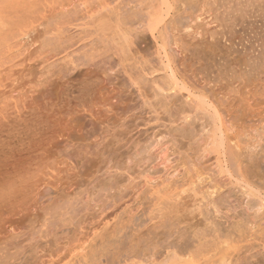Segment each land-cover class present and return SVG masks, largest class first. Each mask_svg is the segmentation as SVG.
<instances>
[{"label":"bare ground","instance_id":"6f19581e","mask_svg":"<svg viewBox=\"0 0 264 264\" xmlns=\"http://www.w3.org/2000/svg\"><path fill=\"white\" fill-rule=\"evenodd\" d=\"M5 1L2 6L0 0V90H7V81L15 87L11 70L37 30L25 19L37 13L39 48L49 45L51 52L62 53L67 70L96 59L108 63L137 94L148 116L145 125L163 127L171 155H179L169 167L177 171L174 178L153 180L156 170L149 160L156 159L150 150L158 129L153 141L136 146L133 154L134 165L148 161L147 168L133 177L115 167L114 179L70 184V195L48 198L51 202L29 223L63 228L74 221L79 231L77 209L93 205L101 212L116 211L137 189L135 211L121 208L111 226L105 224L84 241V253L72 264H264V109L258 106L264 97V0H88L98 6L81 22L75 8L47 18L22 5L26 0L16 7L15 0ZM232 54L237 55L233 63ZM254 82L260 85L241 93ZM233 100L239 101L241 115L248 109L257 121L248 134L224 119ZM177 138L186 141V151H180ZM117 171L126 174V181ZM13 189L1 190L0 202ZM44 230L32 236L41 238ZM11 231L10 239L26 233ZM54 243L41 250L4 242L0 264H33L47 251L59 260L63 251Z\"/></svg>","mask_w":264,"mask_h":264},{"label":"rangeland","instance_id":"374dc122","mask_svg":"<svg viewBox=\"0 0 264 264\" xmlns=\"http://www.w3.org/2000/svg\"><path fill=\"white\" fill-rule=\"evenodd\" d=\"M11 1L15 3L14 0ZM15 1L20 4L15 3L13 7L21 5L22 0ZM86 1L88 0H26L22 5L39 9L47 18L57 16L63 9L75 8L80 11V19L77 21L81 22L86 11H94L98 6L97 1ZM5 3L3 0L2 6ZM32 16L35 18L30 19L29 16L25 21L31 20V26L35 25L38 31L42 20L37 13ZM36 18L39 19L38 22H35ZM29 23L27 21L25 24ZM36 31L29 38L25 54L17 59L20 61L19 65L11 70L12 79H17L15 87L7 81V90H0V193L4 188L14 185L12 195H6L7 199L0 202V246L5 242L6 245H31L45 250L49 246L53 247L55 242L63 251L59 260L55 254L48 256L47 251L38 255L34 262L72 264L84 253L82 249L87 245L84 241L91 238L93 233L99 232L105 224L111 226L117 220L120 210L128 206L135 211L140 191L130 190L120 202V209L116 211L106 209L101 212L92 204L88 211L76 207L80 210L79 214H75H78L76 221H79L81 229L75 230L77 222L73 223V220L69 224L72 225L69 229L73 228V231H77L75 233L67 229V224L63 228H57L60 224L56 227L50 224L52 227L48 228V223L46 229L41 227L40 222L36 225L29 223V218L33 221L34 217L41 214V209L50 201L48 198L56 199L60 193L70 195V184L114 179L115 167L125 169L126 174L134 177L149 163L146 161L147 164L139 168L134 165L136 146L139 148L150 144L153 141L150 138L158 129L159 133L153 144L155 148L151 147L150 150L152 156H156L154 161L149 160L152 162L149 163V168L156 170L151 177L167 179L177 175V171L169 167L179 155H171L173 148L163 127L152 122L145 125L148 120L146 111L140 110L137 94L126 85L125 78L120 73L108 69V63L104 65L105 62L101 60L97 63V59L80 64L75 69L70 68L71 70H67L69 67L66 66V71L62 62L63 54L51 52L49 45L40 49ZM235 56L237 55H230L229 62L233 63L237 58ZM254 84L260 85L259 82H254L243 86L241 93L252 91ZM250 103L256 106L252 100ZM238 106L239 101L233 100L231 107L223 113L224 119L227 122L235 121L236 128L243 129L248 134L257 121L251 119L248 109L241 115ZM258 106L264 109V97ZM180 141L181 144H186L185 140ZM158 143L161 145L159 149L155 146ZM176 143L179 148L182 147L180 151H186L187 144L182 146L179 141ZM166 156L167 160L163 161ZM112 171L115 176L109 174ZM125 173L121 176L120 172L118 174L121 177L117 176L126 181L128 177ZM22 180L24 183L20 184ZM140 180L138 178L135 181ZM261 225L264 226V223ZM12 229H23L26 233L17 239H10ZM38 229L46 231L41 234V238L38 234L32 236V232Z\"/></svg>","mask_w":264,"mask_h":264}]
</instances>
